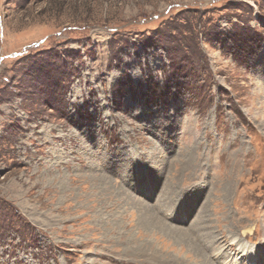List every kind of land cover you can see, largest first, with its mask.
<instances>
[{
  "label": "rangeland",
  "instance_id": "1",
  "mask_svg": "<svg viewBox=\"0 0 264 264\" xmlns=\"http://www.w3.org/2000/svg\"><path fill=\"white\" fill-rule=\"evenodd\" d=\"M231 237L264 264V0H0V264Z\"/></svg>",
  "mask_w": 264,
  "mask_h": 264
},
{
  "label": "bare ground",
  "instance_id": "2",
  "mask_svg": "<svg viewBox=\"0 0 264 264\" xmlns=\"http://www.w3.org/2000/svg\"><path fill=\"white\" fill-rule=\"evenodd\" d=\"M181 230H183V229H181ZM183 231H186V230H183ZM229 242H230V244H233L235 246L238 253H237V255H234V256L232 255L231 257L225 258V260L223 261V264H240V259L242 257L245 258V261H246L245 264H255L256 263V260L258 257V251H260L259 248L256 249L250 243H248V242L246 243L245 240L240 242L235 237H231ZM190 243H193V242H190ZM206 245H207L206 251H208V249H211L208 244H206ZM220 248H215V250L212 251L213 255H219L221 253V252H219ZM223 251L225 252V250H223ZM197 252L199 255H202V253L200 252L199 249L197 250ZM203 264H210V262L209 261H203Z\"/></svg>",
  "mask_w": 264,
  "mask_h": 264
}]
</instances>
